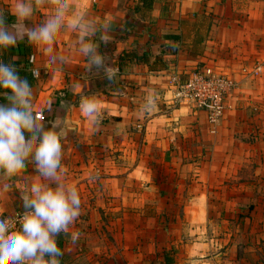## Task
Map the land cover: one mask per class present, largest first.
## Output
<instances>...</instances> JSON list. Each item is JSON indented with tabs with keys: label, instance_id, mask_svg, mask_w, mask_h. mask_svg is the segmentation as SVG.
Segmentation results:
<instances>
[{
	"label": "crops",
	"instance_id": "0c3cea01",
	"mask_svg": "<svg viewBox=\"0 0 264 264\" xmlns=\"http://www.w3.org/2000/svg\"><path fill=\"white\" fill-rule=\"evenodd\" d=\"M12 2L0 0L7 24ZM31 2L38 13L53 0ZM69 4L94 16L90 38L106 68L87 64L68 17L51 43L31 34L0 50L17 73L38 68L43 123H60L62 180L81 200L69 233L56 237L60 264H264V64L252 72L264 63V0ZM50 54L65 59L50 63ZM199 67L236 84L215 125L205 110L173 103L170 76ZM84 95L99 101L97 127L80 110ZM4 172L0 206L11 215L38 174L31 154Z\"/></svg>",
	"mask_w": 264,
	"mask_h": 264
},
{
	"label": "clouds",
	"instance_id": "9594fccd",
	"mask_svg": "<svg viewBox=\"0 0 264 264\" xmlns=\"http://www.w3.org/2000/svg\"><path fill=\"white\" fill-rule=\"evenodd\" d=\"M69 9V0H53L37 13L31 0H13L9 12L14 21L7 24L0 16V50L14 48L31 34H45L51 43L52 34L64 26L68 17L67 26L78 34V51L87 58V64L106 68L98 45L90 38L97 31L94 16L86 9L73 7L70 13ZM107 24L106 20L105 29ZM48 59L55 63L63 62L65 57L50 54ZM107 71L111 79L112 69ZM38 76V68H23L17 73L12 64L0 62V95L8 101L0 104V165L10 170L31 154L38 174L35 181L24 182L20 193L23 211L16 219L0 206V260L8 264H60L62 251L56 237L69 233L80 214L78 190L62 180L60 123L45 127L44 111L33 95V77ZM98 105L94 95L79 100L80 110L93 127L102 119ZM9 179L7 172L0 173V182ZM78 235L72 231L70 239L75 242Z\"/></svg>",
	"mask_w": 264,
	"mask_h": 264
},
{
	"label": "built area",
	"instance_id": "2783aa9c",
	"mask_svg": "<svg viewBox=\"0 0 264 264\" xmlns=\"http://www.w3.org/2000/svg\"><path fill=\"white\" fill-rule=\"evenodd\" d=\"M262 64L264 63L255 65L252 72L259 73ZM169 82L174 105L188 103L194 108L205 110L207 122L211 125L220 120L226 105V97L236 86L231 78L209 67L196 68L186 78L173 74ZM21 212H15L11 216L16 219Z\"/></svg>",
	"mask_w": 264,
	"mask_h": 264
},
{
	"label": "trees",
	"instance_id": "16d2710c",
	"mask_svg": "<svg viewBox=\"0 0 264 264\" xmlns=\"http://www.w3.org/2000/svg\"><path fill=\"white\" fill-rule=\"evenodd\" d=\"M166 262H167V259H166ZM168 262H169V260H168Z\"/></svg>",
	"mask_w": 264,
	"mask_h": 264
}]
</instances>
